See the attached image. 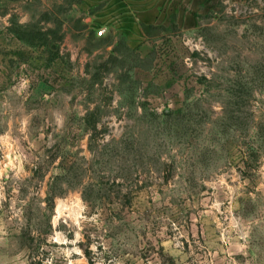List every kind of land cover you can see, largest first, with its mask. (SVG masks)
Masks as SVG:
<instances>
[{
    "label": "rangeland",
    "instance_id": "obj_1",
    "mask_svg": "<svg viewBox=\"0 0 264 264\" xmlns=\"http://www.w3.org/2000/svg\"><path fill=\"white\" fill-rule=\"evenodd\" d=\"M0 264H264V0H0Z\"/></svg>",
    "mask_w": 264,
    "mask_h": 264
},
{
    "label": "built area",
    "instance_id": "obj_2",
    "mask_svg": "<svg viewBox=\"0 0 264 264\" xmlns=\"http://www.w3.org/2000/svg\"><path fill=\"white\" fill-rule=\"evenodd\" d=\"M105 33H106V28L102 27L101 29L98 30L97 35L104 36Z\"/></svg>",
    "mask_w": 264,
    "mask_h": 264
}]
</instances>
